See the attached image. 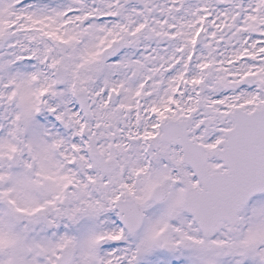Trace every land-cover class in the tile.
Wrapping results in <instances>:
<instances>
[{"label":"snow or ice","instance_id":"snow-or-ice-1","mask_svg":"<svg viewBox=\"0 0 264 264\" xmlns=\"http://www.w3.org/2000/svg\"><path fill=\"white\" fill-rule=\"evenodd\" d=\"M0 264H264V0H0Z\"/></svg>","mask_w":264,"mask_h":264}]
</instances>
